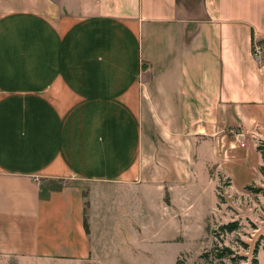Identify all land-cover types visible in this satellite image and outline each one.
<instances>
[{
    "label": "crops",
    "instance_id": "obj_1",
    "mask_svg": "<svg viewBox=\"0 0 264 264\" xmlns=\"http://www.w3.org/2000/svg\"><path fill=\"white\" fill-rule=\"evenodd\" d=\"M200 6L0 0V264H101L155 207L184 229L193 186L264 131V0Z\"/></svg>",
    "mask_w": 264,
    "mask_h": 264
},
{
    "label": "rangeland",
    "instance_id": "obj_2",
    "mask_svg": "<svg viewBox=\"0 0 264 264\" xmlns=\"http://www.w3.org/2000/svg\"><path fill=\"white\" fill-rule=\"evenodd\" d=\"M200 1L179 0L189 18L200 15ZM230 130L235 132L236 129ZM229 135L233 136L230 131ZM230 138L232 141L233 137ZM240 140L244 146L237 141L235 147L228 151L224 165L209 170L215 188L207 185L205 191L200 192L194 187L196 185L193 186L190 193L193 205L186 214L184 229L180 230L176 221L169 224L161 221L155 207L152 225L138 232L135 239L125 234L118 241V251L106 253L101 264H208L200 257L209 252L217 241L213 231L232 221L239 223V229L222 235V243L238 255L248 257L247 263L256 258L258 264H264V162L261 157L264 153V131L246 135ZM178 234L185 236L184 242L166 241ZM254 249L256 253H253ZM35 264L66 263L41 260Z\"/></svg>",
    "mask_w": 264,
    "mask_h": 264
},
{
    "label": "trees",
    "instance_id": "obj_3",
    "mask_svg": "<svg viewBox=\"0 0 264 264\" xmlns=\"http://www.w3.org/2000/svg\"><path fill=\"white\" fill-rule=\"evenodd\" d=\"M254 43L260 44L261 42H254L252 39V51ZM260 151V150H259ZM262 161L264 162V153L261 154ZM239 229V223L237 221H232L226 224L220 225L216 231H213V237L215 238V243L209 252L204 253L200 258L205 261V263L213 264H242L243 262L246 264H258L256 258L250 260L247 263L248 257L244 255H238L231 247L225 246L221 241V236L224 234H230L236 232ZM241 244L248 248L245 243ZM253 253H256V249L253 250ZM179 264V262L177 263Z\"/></svg>",
    "mask_w": 264,
    "mask_h": 264
},
{
    "label": "built area",
    "instance_id": "obj_4",
    "mask_svg": "<svg viewBox=\"0 0 264 264\" xmlns=\"http://www.w3.org/2000/svg\"><path fill=\"white\" fill-rule=\"evenodd\" d=\"M261 46L260 45H254L253 46V51H252V53H253V57L256 59V60H258V61H260L261 59H262V53H261ZM243 136L242 135H240V134H237L236 135V139H237V141H239V142H241V146H244V144L242 143V141L240 140V138H242Z\"/></svg>",
    "mask_w": 264,
    "mask_h": 264
}]
</instances>
